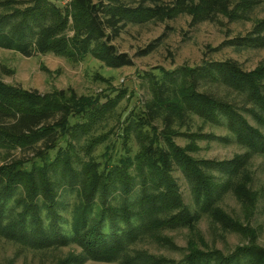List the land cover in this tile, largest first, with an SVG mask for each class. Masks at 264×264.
I'll list each match as a JSON object with an SVG mask.
<instances>
[{
    "label": "trees",
    "instance_id": "16d2710c",
    "mask_svg": "<svg viewBox=\"0 0 264 264\" xmlns=\"http://www.w3.org/2000/svg\"><path fill=\"white\" fill-rule=\"evenodd\" d=\"M0 0V49L30 57L53 54L68 61L88 57L111 69L131 66L110 45L126 23L163 22L178 15L191 24L223 17L246 19L251 7L264 0ZM68 34H71L68 36ZM241 48H264V17L253 20L244 37L225 41ZM222 87L242 99L238 109L209 88ZM149 98L123 122L116 121L123 153L104 142L98 128L113 117L125 91L93 97L71 89L40 95L0 81V241L37 251L62 247L78 250L56 264L90 260L118 264H264L252 220L259 195L253 190L248 162L264 152V135L243 116L264 125V63L243 71L232 60L181 67L160 77L150 76ZM247 107V109H245ZM223 125L228 138L245 152L230 160L197 159L196 133H182L191 122ZM107 121V122H106ZM100 126V127H99ZM188 131V130H186ZM189 138L179 147L174 138ZM135 145V151L128 144ZM188 186L190 204L181 196L173 173ZM215 172L217 176L212 175ZM230 192L240 217L219 203ZM68 193L72 202L65 205ZM68 213L66 217L63 213ZM205 216L222 233H233L242 244L232 252L208 247L196 229ZM187 230L185 249L164 232ZM183 252L180 260L153 256L143 241Z\"/></svg>",
    "mask_w": 264,
    "mask_h": 264
},
{
    "label": "rangeland",
    "instance_id": "374dc122",
    "mask_svg": "<svg viewBox=\"0 0 264 264\" xmlns=\"http://www.w3.org/2000/svg\"><path fill=\"white\" fill-rule=\"evenodd\" d=\"M96 2L97 0H93ZM139 0H126L131 7H135ZM169 4L170 0H163ZM246 19L229 22L223 17H216L214 21L192 25L189 16L182 14L171 20L159 22L149 20L144 23H126L117 38L110 45L115 47L118 54H123L131 62V66L118 69L106 67L103 63L88 57L82 62H71L53 54L38 55L34 52L30 57L19 53L0 49V81L6 85L18 87L27 91H35L40 95L53 91L71 89L77 96L93 97L95 95H109L114 98L119 91H125L113 109V117L107 124L97 129V136L103 135L104 142L94 151V156L103 153V147L112 141L115 151L122 154L120 133L116 121L123 120L133 111H137L140 104L149 98L148 83L150 76L160 77L163 73H172L181 67H198L205 62H220L232 60L243 71L253 70L259 63H264V48H241L235 45L223 44L235 38H242L251 31L253 20L264 17V4L251 7L245 15ZM71 34H68L70 36ZM219 97L232 101L238 109L243 108L242 99L235 93L222 87L209 88ZM247 109V107H245ZM249 124L262 132L264 125L254 120L248 113L242 111ZM188 130V131H186ZM182 133H196L200 139L196 140L197 150L190 155L197 159L226 161L234 155H241L245 150L228 138L223 125L203 124L194 119L188 129ZM117 135V136H116ZM177 146H186L189 138L179 136L174 138ZM135 151L132 140L128 142ZM249 170L253 173L252 188L259 195L258 203L252 220V227L258 229L256 243L264 249V152L254 153L248 162ZM215 177L217 174L211 172ZM177 181L181 196L186 204H190L189 189L178 172L173 173ZM220 207L227 213L240 217V207L230 192H224L220 199ZM63 202H72L66 193ZM68 217V213H63ZM196 229L203 237L208 247L223 254L233 251L242 244V239L233 233H222L203 216ZM171 238L175 246L183 250L188 237L187 230L177 229L164 232ZM140 246L153 256H164L174 261L180 260L183 252L169 249L150 241H143ZM68 254L78 256V250L62 247L56 251H37L26 246L0 241V264H56ZM72 264H118L103 263L90 260L76 261Z\"/></svg>",
    "mask_w": 264,
    "mask_h": 264
}]
</instances>
